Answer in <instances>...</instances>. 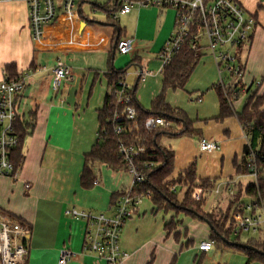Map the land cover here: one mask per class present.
<instances>
[{"label":"crops","instance_id":"obj_1","mask_svg":"<svg viewBox=\"0 0 264 264\" xmlns=\"http://www.w3.org/2000/svg\"><path fill=\"white\" fill-rule=\"evenodd\" d=\"M262 2L255 0L252 8H247L256 16L257 25L250 44L241 51L247 53L243 82L247 76L261 74L264 78V30L259 27ZM57 5L56 21L46 27L43 40L36 43L27 0L0 2V81L6 78V67L15 65L17 75L27 84L17 101L18 113L23 122L33 125L23 142L18 181L0 177V211L30 228L27 264H58L64 249L73 254L69 264H104L84 252L86 224L66 216V211L75 208L112 216L113 196L122 195L130 186V181L122 182L129 176L126 171L115 172L99 165L94 166L97 185L85 190L80 184L85 156L98 139V111L108 94L106 76L111 68L121 71L135 62L127 72L128 83L136 89L137 104L151 110L162 89L163 65L159 54L174 32L176 13L170 8H137L117 15L119 22L114 23L108 21L96 0L79 1L75 14L69 17L64 14L63 0H57ZM124 38L135 41L134 53L110 64L114 46ZM200 56L185 90L166 93L167 104L184 112L193 130L200 134L196 138L183 136L181 139H194V145L190 140L188 147L179 146L176 150L167 141L163 144L165 138L176 137L162 138L161 144L175 153V175L191 166L190 159L193 152L199 153L202 138L222 147L216 153L205 154L215 160H232L247 145L233 102L232 116L219 120L220 99L215 88L222 85V72L209 53L203 51ZM58 62L68 68L70 76L57 92L53 89L52 71ZM139 69L151 73L145 83L138 82ZM75 84L83 87L80 94L75 93ZM86 89L90 94H85ZM259 96H264V83ZM199 100L202 102L198 103ZM261 110L264 111V105ZM183 160L184 167H179ZM223 170L213 169L210 175L198 169L196 172L198 179L218 180L223 178ZM235 170L229 173L227 181L245 177ZM26 183L31 185L29 194L24 190ZM151 207L153 215H157L153 204ZM174 217L182 225L168 233L165 225ZM191 219L188 225L194 224V220L207 225ZM183 226L184 222L174 214L160 221L149 213L131 218L121 233V247L129 255L122 264L213 263L218 255L213 248L209 252L199 250L201 243L212 242L211 229L208 239L196 242L194 236L183 231Z\"/></svg>","mask_w":264,"mask_h":264},{"label":"built area","instance_id":"obj_2","mask_svg":"<svg viewBox=\"0 0 264 264\" xmlns=\"http://www.w3.org/2000/svg\"><path fill=\"white\" fill-rule=\"evenodd\" d=\"M16 0H0V2H12ZM81 0H63L65 16L75 14L77 4ZM104 3H113L118 0H96ZM263 1V0H258ZM29 5V23L34 42L40 43L46 27L53 24L58 16L57 0H27ZM136 7L160 9H173L176 13L174 32L162 48L159 59L163 70L172 61L173 57L185 46L193 52L201 55L208 51L215 60L218 69L224 68L233 78H243V64L239 58L241 50L250 44L257 25L256 16L245 9L239 0H143L140 2H126L122 9L114 15H126ZM116 50L119 55L127 56L134 53L135 41L124 38L117 42ZM53 89L59 91L63 83L69 79L70 72L62 63L58 62L53 68ZM150 72L137 70L136 75L139 83H145ZM222 85L225 87V84ZM26 81L23 77L14 79L4 78L0 81V177L18 181L22 161L16 162V153L20 145L18 132V98L26 89ZM132 88L127 79H121L115 94L117 102L122 106V111L112 114L114 123L119 124L117 134H122L121 123L124 119L134 120L136 108L131 95ZM199 100L198 103H201ZM146 130L153 131L157 128H171L172 123L163 118H150L145 124ZM249 146L248 141L246 140ZM220 150L216 142L202 138L199 141V151L203 154H213ZM144 148L126 146L120 143L119 154L126 165V173L131 178L128 189L122 194L120 201L112 208L114 214L107 216L103 213L81 211L75 208L66 211V216L80 220L86 224L84 252L94 256L104 264H122L128 257L121 247V233L135 209L141 205L143 197L138 190L146 182V177L138 166L137 158L143 154ZM258 155L250 150L246 160L247 175L254 179L258 187L259 169ZM151 170L153 167H147ZM240 178L220 183L217 188L210 190L211 193L220 195L222 192L234 195V188L240 183ZM97 182L94 183V185ZM195 189V188H194ZM26 194L31 191V185H24ZM174 191V192H173ZM177 193V188L172 190ZM194 194L195 200L202 197ZM207 192V191H205ZM204 192V193H205ZM233 231L232 237L240 238L245 234L255 235L252 241L264 247V201L252 198L249 204L245 202L232 214ZM30 228L24 226L11 216L0 212V264H27L29 248L27 240L30 236ZM213 242H203L199 246L202 252L212 250ZM73 254L69 250H62L58 264H69Z\"/></svg>","mask_w":264,"mask_h":264},{"label":"trees","instance_id":"obj_3","mask_svg":"<svg viewBox=\"0 0 264 264\" xmlns=\"http://www.w3.org/2000/svg\"><path fill=\"white\" fill-rule=\"evenodd\" d=\"M140 1L143 0H118L113 3H104V5L100 7L107 14L108 21L115 23L116 19H114V15L122 9L126 2L134 3ZM82 17L83 15L81 18ZM116 54L117 50L115 55L112 54L110 64L114 63ZM200 59L201 56L193 52L188 46H185L173 57L170 64L163 70L161 93L152 102L151 110H146L137 104L135 98L136 89L134 87L131 91V95L134 100V107L136 108V116L132 121L124 119L123 122H120L123 130L122 134L116 133V128L119 124L114 123L111 116L115 112L120 113L122 111V106L118 104L115 94L119 81L126 78L129 68L133 66L135 62L130 63L121 71L115 68L110 69L109 74L106 76L108 81V94L105 97L103 108L98 111V139L91 151L85 156V165L80 184L85 190L93 188L96 177L94 166L97 164L105 166L115 172L126 171V165L119 154L120 143H124L126 146L144 148V153L137 158L138 166H140L146 177V182L138 190L139 194L149 196L156 212L162 211L165 214L185 213L186 216L193 219L210 222L214 230H211L210 241H212L214 245L221 247L226 245L223 238L230 241L232 237L233 220L230 214L232 215L234 211L244 203L243 198H254L264 201V111L261 110L264 105V96H259L257 92L254 93L247 99L242 112L235 114L249 143V146L246 145L244 147L243 166L237 167V165H235L236 171L238 175H247L246 160L250 150L255 151L258 155V187L254 183L242 189L239 183L237 185L239 188L238 193L232 195L229 200L227 214H221L216 217L212 215V212H205L207 196L205 197L203 195L198 201L192 198L188 192L184 200L179 204L176 195L170 190L172 184L179 185L183 183L195 188L196 186H201L205 187L206 191H209L215 187L217 182V180L198 179L195 162L191 164L186 171L174 176L175 153L171 148H166L161 144L162 138L164 137L178 138L187 136L196 138L200 136L197 131L193 130L192 124L187 119L185 113L181 110L172 108L166 102V93L168 91L176 92L185 90ZM5 76L7 79L19 77L16 73V66H7L5 69ZM239 87L240 90L238 91ZM244 87L240 81L234 88L227 89L223 85H219L215 88L220 99L221 115L219 120L232 116L230 104L233 102V99H238ZM153 117H161L166 122H171L172 127L157 128L153 131L146 130L145 124L147 120ZM17 127L20 134V145L16 153V162L19 165V163L23 161L21 150L24 139L29 135V129H31L33 125L29 122L19 120ZM149 165L153 167L151 170L147 168ZM121 197V194L113 196L110 205L111 209L117 205ZM234 206L235 208H233ZM181 225L182 223L176 221L174 217L165 225V231L168 233L174 232ZM249 245L264 253L263 246L253 241L252 244ZM234 248L245 253L247 258L246 264H253L255 262H262L264 264V255L242 250L238 247Z\"/></svg>","mask_w":264,"mask_h":264},{"label":"rangeland","instance_id":"obj_4","mask_svg":"<svg viewBox=\"0 0 264 264\" xmlns=\"http://www.w3.org/2000/svg\"><path fill=\"white\" fill-rule=\"evenodd\" d=\"M243 6L245 7V9L247 10V8H252L251 6L253 5V3L255 2V0H239ZM95 3V2H94ZM97 5L98 6H103L104 2L103 1H97ZM262 6H263V10L262 13L259 16V20L261 26L260 29L263 31L264 30V2H262ZM138 7H136L135 9H137ZM87 11V10H86ZM91 19L94 18L90 15H88ZM118 17H116V22H119L117 20ZM248 46V45H247ZM242 51V50H241ZM207 53H209L208 51H206ZM210 54V53H209ZM131 55V54H130ZM211 55V54H210ZM129 56V55H127ZM124 56V57H127ZM247 56L246 51L242 52L240 54V58L239 61L241 64L245 63V57ZM122 59V55H119L118 53L116 54V58H115V62ZM222 72V80L225 87L227 89L230 88H234L240 81L243 84V89L241 91V93L239 94L238 99H233V105H234V109L236 114H239L242 112V110L244 109V106L247 102V99L253 95L254 93H258L260 92V86L264 83V78L263 76L258 75L257 77L255 76H251L247 78H245V81L243 82L242 80H239L238 78H233L231 77L224 68L221 69ZM127 79V83H128V76H126ZM222 83V82H221ZM129 84V83H128ZM83 87L79 84H75V93L76 94H80L82 92ZM240 90V87L238 88V91ZM84 91V90H83ZM178 92V91H177ZM90 94L89 89L85 90V94ZM200 94H194V96H199ZM177 138V139H168L165 138L163 140V144L165 141H167L174 150H176L177 147L182 146V147H188V141H192L193 145H194V139H181ZM162 143V141H161ZM180 144V145H179ZM242 143L239 145V147L241 148ZM243 147L242 146V150L240 151V153L243 154ZM222 148V147H220ZM198 154L197 152H193L192 158L190 159V165L193 164L194 162L196 163V169L199 170V172H209V175L211 174V171H213V169H222L223 170V178H225L226 180L222 179H218L216 184H215V188H217L219 186L220 183H224L227 181V178L229 177V173L233 172L235 170V165L242 167L243 166V155H241L240 153L233 158L232 160L230 159H221V157H219L217 160L212 159L207 157L205 154L201 153L199 151V143H198ZM185 161H187L185 159ZM184 160L179 162V167H184L185 162ZM98 165V164H97ZM189 165V166H190ZM102 166V165H99ZM105 167V166H104ZM236 171V170H235ZM176 173H174V176ZM237 174V171H236ZM173 176V177H174ZM130 181L131 183V178L128 176L127 178L124 177L122 182L128 183ZM240 184L242 186V189H245L247 186H249L250 184H254V179L250 176H245V177H241L239 179ZM175 188H177V193L175 194L177 199H178V203L181 204V202L184 200L185 195L189 192L191 197H193L194 194H199L196 192L197 189H200V195H204L206 197V201H207V206L205 207V212H212L213 216H219L221 214H227V208H228V203L229 200L231 199V196L229 195V193H224L222 192L220 195H217L215 193H211L210 190L205 192L206 189L205 187H201V186H196L195 187H190L188 185H185L183 183H180L179 185L175 184V185H171L170 186V190L172 192V190H174ZM195 188V189H194ZM238 186L234 188V194H237L239 191ZM213 189V188H212ZM211 189V190H212ZM174 192V191H173ZM172 192V193H173ZM205 192V193H204ZM201 199V198H200ZM198 199V201L200 200ZM243 201L246 204H249L252 199L250 198H243ZM152 203L151 200L149 198V196H145L143 197L142 203L141 205L138 207L139 208V212L138 209H135V212L132 218H137V215H140L143 217L144 214H152V216L156 219H158V221H160L163 217L167 219V217L170 219L171 216L174 214V216H176L179 220L184 222V226H183V231L190 233L192 236L195 237L196 242H199L202 239H208L209 237V231H210V227L208 225H204L202 222H199L197 220H194V224L192 225H188L192 219L189 216H186L185 213L184 214H165L164 212L160 211L158 212L157 215H153L152 213ZM236 206V205H235ZM235 206L233 208H235ZM1 212V211H0ZM138 212V214H137ZM137 214V215H136ZM230 216L232 217V215L230 214ZM124 229V228H123ZM257 237L255 235L252 234H245L242 235L240 238H234L231 237L230 242L231 243H236V244H240V245H249L252 244V240L256 239ZM213 252L215 254H218L217 257H215L211 264H246L245 263V253L243 251L238 250L237 248L234 247H230L228 245L225 246H221L218 247L217 245H215L213 247ZM213 253V254H214ZM244 262V263H243ZM253 264H263L262 262H255Z\"/></svg>","mask_w":264,"mask_h":264},{"label":"water","instance_id":"obj_5","mask_svg":"<svg viewBox=\"0 0 264 264\" xmlns=\"http://www.w3.org/2000/svg\"><path fill=\"white\" fill-rule=\"evenodd\" d=\"M115 52H116V45H115L114 48H113V55H115ZM205 223L210 227V229H211L212 231H214V230H213V227H212L211 224H210V222H207V221H206ZM223 241L225 242L226 245H228V246H230V247H238V248H240V249H242V250H248V251H251V252H255V253H259V254H261V255H264L263 252L257 250L256 248H254V247H252V246H250V245H240V244H236V243H231L229 240H226L225 238H223Z\"/></svg>","mask_w":264,"mask_h":264}]
</instances>
